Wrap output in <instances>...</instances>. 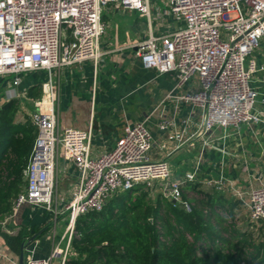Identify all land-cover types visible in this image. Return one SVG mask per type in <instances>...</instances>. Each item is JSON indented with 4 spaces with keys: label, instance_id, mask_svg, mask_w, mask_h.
<instances>
[{
    "label": "built area",
    "instance_id": "obj_1",
    "mask_svg": "<svg viewBox=\"0 0 264 264\" xmlns=\"http://www.w3.org/2000/svg\"><path fill=\"white\" fill-rule=\"evenodd\" d=\"M166 5L157 18L163 21L170 16L176 21L173 26L153 23L151 0H0V76L11 78L13 93L8 97L20 95L16 89L24 74L47 73L41 96L29 113L37 137L24 169L26 185L13 201V209L25 203L54 209L60 172L77 170L71 197L61 211L70 216L64 247L59 242L51 255L29 257L25 264H53L57 257L65 264L78 217L102 210L112 197L140 183L153 193L160 186L158 193L191 211L184 192L188 183L197 180L205 149L227 155V147L215 139L225 140L230 129L239 134L242 125H264V109L257 106L262 94L254 84V75L264 70L254 55L264 39V0H166ZM110 7L136 10L147 19L148 34L131 45L144 68L174 73L176 88L196 82L192 91L179 95L170 91L154 109L157 112L169 99L191 107L182 125L175 114L170 117L164 108L160 110L159 129L166 137L159 148L170 155L188 141L194 145L200 139L202 149L193 171L175 176L168 155L152 156L149 117L127 124L114 147L97 155L93 122L87 129L59 127L54 72L87 60L98 65L106 33L103 15ZM196 116L200 122H195ZM205 184L235 196L245 203L252 222L264 223V184L244 192L224 170ZM59 213L55 210V217ZM5 223L0 221V228Z\"/></svg>",
    "mask_w": 264,
    "mask_h": 264
},
{
    "label": "crops",
    "instance_id": "obj_2",
    "mask_svg": "<svg viewBox=\"0 0 264 264\" xmlns=\"http://www.w3.org/2000/svg\"><path fill=\"white\" fill-rule=\"evenodd\" d=\"M119 10L120 8L110 7L109 11L118 12ZM129 11L137 12L142 18H145L136 10ZM117 41L118 39L113 36L102 37L100 47L103 55L98 65H95L92 60H87L55 70L59 127L61 129L66 127L87 129L93 122V152L97 155L114 147L117 138L122 134L127 124L136 123L149 117L148 127L154 136L153 150L155 147L158 148V152L154 151L153 153L152 150V156L161 158L168 155V159L173 160L170 162L175 176L179 177L188 171H193L202 149L200 139H196L193 142L194 145L189 144L188 141L170 155L162 152L159 148L166 137V133L159 129L160 110L164 108L170 117L175 114L178 124L182 125V120L189 115L191 107L184 103L177 105L176 100L169 99L157 112L154 113V109L170 91L175 90L177 95L192 91L196 82L191 81L181 88H176L177 79L174 73L159 74L156 70L144 68L141 58L136 54L135 48L131 46L134 42L118 44ZM263 45L262 43L260 49L254 54L260 65L264 64ZM33 72H43L46 80L47 73L45 71ZM27 74L23 75L22 82L16 89L20 95L15 98L8 97L13 93L10 90L11 78L0 76V96L4 101L0 105V109L11 99L20 100L21 95L26 93L27 89L36 85H32ZM254 84L260 87L262 94L257 106L259 109H264L262 102L264 99V70L254 75ZM150 88L158 89L154 94V99L150 97ZM17 119L25 120L26 118L23 116L19 119L17 116ZM197 121L200 122L199 116L195 117V122ZM215 142L221 146L225 145L229 153L223 155L217 150L205 149L204 159L195 182L211 188L205 184V180L218 177L220 171L224 170L227 176L236 180L237 185L244 192L248 191L251 186L259 185V183L264 184L263 124L242 125L239 134L234 129H230L229 136L225 140L215 139ZM246 167L247 171H245ZM60 173L64 176L66 187L59 190L60 182L58 180L54 195V209L48 210L25 203L19 209H13V213L5 219V225L0 228V231L10 234H18L23 225H27L28 228L36 226L40 229L36 232L33 230L26 239L29 240L33 235H36L26 246L25 259L47 257L51 255L57 243L61 242V247L65 245L62 238L70 216L66 212L61 213V211L71 197L77 181V170L71 167L66 172L61 171ZM211 189L218 192L214 188ZM220 194L241 201L229 193ZM241 204L245 205L243 202ZM55 210L60 212V216L47 217L49 213L55 215ZM56 259L59 260L57 264H61L60 257ZM14 263L19 264V255L9 249L0 233V264Z\"/></svg>",
    "mask_w": 264,
    "mask_h": 264
},
{
    "label": "trees",
    "instance_id": "obj_3",
    "mask_svg": "<svg viewBox=\"0 0 264 264\" xmlns=\"http://www.w3.org/2000/svg\"><path fill=\"white\" fill-rule=\"evenodd\" d=\"M41 86H32L29 94L39 97ZM18 102L0 109V221L13 213V200L26 185L24 169L37 137L29 117L17 119ZM201 185L190 182L184 198L190 201L187 192L199 193ZM152 193L140 183L102 210L79 216L65 264H264V223L237 226L241 201L211 191L190 201L188 211L162 193L154 200ZM33 230L40 229L23 225L18 234L0 233L20 255Z\"/></svg>",
    "mask_w": 264,
    "mask_h": 264
},
{
    "label": "rangeland",
    "instance_id": "obj_4",
    "mask_svg": "<svg viewBox=\"0 0 264 264\" xmlns=\"http://www.w3.org/2000/svg\"><path fill=\"white\" fill-rule=\"evenodd\" d=\"M151 5H152L153 23L155 25L162 24L163 26H165L167 24L173 26L176 24L174 18L170 16L163 17L164 18L163 21L162 19L157 18L158 12H163L167 8L166 0H151ZM103 20L106 24L105 37L113 36L115 39H118L117 41L118 44L136 42L137 40L145 37L148 34L147 19L142 18L137 12L134 13L129 10H125L123 7H121L118 12L106 11L103 15ZM105 37L103 36V38ZM262 43L264 44V39L262 40ZM27 75L28 78L31 79L32 85L42 84V82L45 80L43 72H33V73H28ZM29 89H27L26 93L21 95V99L18 102L19 110L17 112L18 114L17 116L19 119L23 118V116H25V118L29 117V113L33 108V102L35 99L38 98V97L35 98L32 97L29 94ZM150 90H151L150 97L154 99L155 97L154 94L157 93L158 89L150 88ZM260 100L261 97L259 96L258 101ZM3 102L4 101L1 100V96H0V105ZM154 151L158 152V148L155 147L153 153ZM168 160L169 161L171 160V162L173 161L171 158H169ZM59 175L60 176L58 180L60 183L58 185V188L59 190H62L63 188L66 187V184L64 183V176L62 175V173H60ZM159 187L160 186H158L157 190L153 189L154 193H152V197H153L152 199L154 200L156 199V196L159 192ZM200 189L202 191H200L199 193L187 192L190 201L201 199L204 193L213 191L211 188L204 187L203 185H201ZM57 216H60V213ZM53 217H55V215H53ZM68 223L69 221L67 222L66 227L68 226ZM235 223L240 228H246L250 223H252L249 216V210L243 204H241V207L237 208ZM71 253L72 252H70L69 256L71 255ZM58 261L59 260L55 258L53 264H57Z\"/></svg>",
    "mask_w": 264,
    "mask_h": 264
},
{
    "label": "water",
    "instance_id": "obj_5",
    "mask_svg": "<svg viewBox=\"0 0 264 264\" xmlns=\"http://www.w3.org/2000/svg\"><path fill=\"white\" fill-rule=\"evenodd\" d=\"M13 103V100H9L4 106L3 108H6L8 106H10ZM173 202L175 203V200H173ZM36 237V235H33L29 240H25L23 241L22 245H21V252L19 255V264H25V249L26 246Z\"/></svg>",
    "mask_w": 264,
    "mask_h": 264
}]
</instances>
